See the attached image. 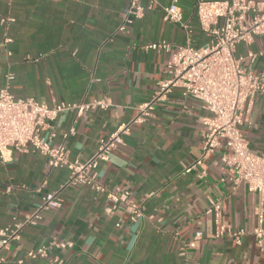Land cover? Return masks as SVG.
<instances>
[{
    "label": "crops",
    "instance_id": "obj_1",
    "mask_svg": "<svg viewBox=\"0 0 264 264\" xmlns=\"http://www.w3.org/2000/svg\"><path fill=\"white\" fill-rule=\"evenodd\" d=\"M197 1L179 0V6L192 44L200 48L208 38L196 15ZM140 2L143 17L125 22L131 0H0V89L13 75L17 97L48 105L111 101L106 110L81 117L66 112L54 123V145L75 126L65 141L70 160L89 159L99 139L129 122L159 82L172 76L171 56L186 43L185 32L165 20L164 8L172 0ZM161 40L171 43L170 51L146 48ZM249 50L257 57L243 64L264 74V36L250 46L239 44L237 55L246 57ZM155 114L132 124L98 167L108 190L128 192L141 209L134 219L126 203L104 192L64 187L69 169L51 168L36 151H13L6 160L0 154V228L33 213L47 193H56L61 203L24 228L5 252L4 264H264L254 235L259 197L244 183L235 186L224 151L205 157V177L199 168L186 172L203 155L207 112L201 101L175 88ZM241 130L250 149L264 153V95L255 96ZM222 225L227 232L216 237ZM240 230L237 243L232 233ZM41 246L47 247L46 257L28 256Z\"/></svg>",
    "mask_w": 264,
    "mask_h": 264
},
{
    "label": "built area",
    "instance_id": "obj_2",
    "mask_svg": "<svg viewBox=\"0 0 264 264\" xmlns=\"http://www.w3.org/2000/svg\"><path fill=\"white\" fill-rule=\"evenodd\" d=\"M264 3L255 0H198L196 15L201 30L208 40L200 48L192 44V29L184 19L179 0L164 8L165 20L178 25L186 34V43L178 46L169 61L172 76L159 82L157 89L147 101L136 108L135 116L121 124L113 133L99 139L97 149L86 161L70 160L65 141L75 133L72 125L62 134V142L54 145V123L66 112H75L78 117L87 112L106 110L111 106L109 98L103 97L82 103L55 102L51 105L33 97H17L8 83L0 89V154L3 160L13 151H36L47 157L51 168L66 167L70 174L65 186H86L106 193L114 202H124L141 217L142 211L129 199L128 192L110 191L99 180L98 167L110 159L112 152L123 142V135L130 132L132 124L144 123L156 116L159 104L165 102L175 88H180L184 97H193L202 103L207 112L204 118L206 130L203 135V155L192 163L186 172L200 169V177L208 174L204 159L218 150L227 166L235 186L244 183L248 190L259 197L257 226L254 229L256 244L264 252V153L250 149L241 130L253 100L257 94L264 95V74L255 75L243 61L253 62L257 54L248 51L246 57L237 55L239 44L252 45L255 38L264 36ZM145 7L140 0H131L125 12V22L141 18ZM250 17L248 18V16ZM5 22V21H4ZM166 40L152 43L146 48L170 51ZM228 150V152H226ZM61 206L56 193H47L33 213L23 219L14 217L13 223L0 228V264H4L5 252L14 241L21 238L24 228L42 219L44 211ZM226 227L220 226L216 237L224 236ZM240 243L244 230L232 233ZM202 236L201 232L197 233ZM28 256L46 257L47 247L41 246Z\"/></svg>",
    "mask_w": 264,
    "mask_h": 264
}]
</instances>
